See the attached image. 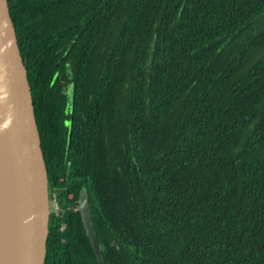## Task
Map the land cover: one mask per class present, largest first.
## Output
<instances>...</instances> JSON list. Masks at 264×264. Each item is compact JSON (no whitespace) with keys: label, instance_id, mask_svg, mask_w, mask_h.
I'll return each mask as SVG.
<instances>
[{"label":"trees","instance_id":"trees-1","mask_svg":"<svg viewBox=\"0 0 264 264\" xmlns=\"http://www.w3.org/2000/svg\"><path fill=\"white\" fill-rule=\"evenodd\" d=\"M7 2L58 191L44 264H98L83 188L105 264H264V0Z\"/></svg>","mask_w":264,"mask_h":264},{"label":"water","instance_id":"water-1","mask_svg":"<svg viewBox=\"0 0 264 264\" xmlns=\"http://www.w3.org/2000/svg\"><path fill=\"white\" fill-rule=\"evenodd\" d=\"M78 210L98 264H105L87 191ZM50 217L47 169L31 89L7 0H0V264H44Z\"/></svg>","mask_w":264,"mask_h":264},{"label":"built area","instance_id":"built-area-1","mask_svg":"<svg viewBox=\"0 0 264 264\" xmlns=\"http://www.w3.org/2000/svg\"><path fill=\"white\" fill-rule=\"evenodd\" d=\"M57 194H58V191H53L51 193L50 206L53 205V210L50 211V214L51 213L57 214L58 212H60V207L58 205V200H57V197H58Z\"/></svg>","mask_w":264,"mask_h":264},{"label":"flooded vegetation","instance_id":"flooded-vegetation-1","mask_svg":"<svg viewBox=\"0 0 264 264\" xmlns=\"http://www.w3.org/2000/svg\"><path fill=\"white\" fill-rule=\"evenodd\" d=\"M67 76H68V79L70 80V77H71L70 74H68ZM65 84H66V85H65ZM63 86L67 88V91L70 90V88H71V87L69 86V84L67 83V81H63Z\"/></svg>","mask_w":264,"mask_h":264},{"label":"rangeland","instance_id":"rangeland-1","mask_svg":"<svg viewBox=\"0 0 264 264\" xmlns=\"http://www.w3.org/2000/svg\"><path fill=\"white\" fill-rule=\"evenodd\" d=\"M52 210H53V205L50 206V211H52Z\"/></svg>","mask_w":264,"mask_h":264}]
</instances>
